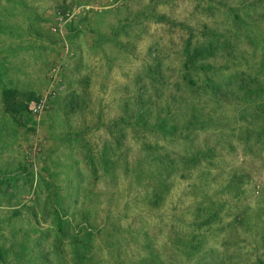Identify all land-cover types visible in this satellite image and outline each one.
<instances>
[{
  "label": "rangeland",
  "instance_id": "obj_1",
  "mask_svg": "<svg viewBox=\"0 0 264 264\" xmlns=\"http://www.w3.org/2000/svg\"><path fill=\"white\" fill-rule=\"evenodd\" d=\"M0 264H264V0H0Z\"/></svg>",
  "mask_w": 264,
  "mask_h": 264
},
{
  "label": "built area",
  "instance_id": "obj_2",
  "mask_svg": "<svg viewBox=\"0 0 264 264\" xmlns=\"http://www.w3.org/2000/svg\"><path fill=\"white\" fill-rule=\"evenodd\" d=\"M40 107H41V105H39V107L37 108H34V111L36 112V113H38L39 112V109H40Z\"/></svg>",
  "mask_w": 264,
  "mask_h": 264
}]
</instances>
